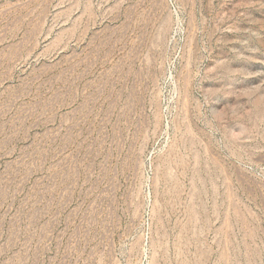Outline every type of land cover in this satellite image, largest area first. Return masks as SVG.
Returning a JSON list of instances; mask_svg holds the SVG:
<instances>
[{"label": "rangeland", "instance_id": "rangeland-1", "mask_svg": "<svg viewBox=\"0 0 264 264\" xmlns=\"http://www.w3.org/2000/svg\"><path fill=\"white\" fill-rule=\"evenodd\" d=\"M0 264H264V0H0Z\"/></svg>", "mask_w": 264, "mask_h": 264}]
</instances>
